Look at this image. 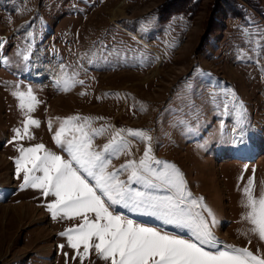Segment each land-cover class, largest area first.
Wrapping results in <instances>:
<instances>
[{"label": "rangeland", "instance_id": "obj_1", "mask_svg": "<svg viewBox=\"0 0 264 264\" xmlns=\"http://www.w3.org/2000/svg\"><path fill=\"white\" fill-rule=\"evenodd\" d=\"M28 88L40 126L17 141L25 117L13 93ZM71 117L105 129L97 151L120 129L147 132L154 158L175 165L214 214L209 250L264 256L242 206L253 175L255 194L264 191V0H0V264H81L60 235L80 221L53 220L45 205L54 198L23 189L15 166L21 146L68 159L53 137ZM126 139L130 153L110 171L138 162L149 145ZM115 211L189 238L156 217ZM84 264L105 262L93 253Z\"/></svg>", "mask_w": 264, "mask_h": 264}, {"label": "snow or ice", "instance_id": "obj_2", "mask_svg": "<svg viewBox=\"0 0 264 264\" xmlns=\"http://www.w3.org/2000/svg\"><path fill=\"white\" fill-rule=\"evenodd\" d=\"M77 82L83 83L73 81V84ZM57 83H64L67 90V80ZM13 95L25 117L23 129H15V139H33L29 129L38 128L40 122L30 113L36 110L39 101L31 88ZM78 121L82 118L62 121L53 137L68 159L48 151L43 144L21 146L17 149L20 155L15 166L16 178L23 174V189L37 190L45 199L54 198L45 205L53 220L80 221L60 235L81 264L93 253L105 264H264V256L247 248L224 245L222 250H209L217 247L214 214L202 198L192 197L175 165L154 158L147 132L120 129L97 151L94 138L102 136L105 129L94 130L87 120ZM126 136L147 141L149 145L138 162L130 160L120 169L110 171L114 158L130 153ZM240 139L236 137L234 142ZM123 173H127V180L120 179ZM134 184L143 190L132 187ZM164 189L170 194H156ZM243 193L242 206L247 209L243 219L252 226L251 232L264 241V191L259 196L255 194L254 175L248 179ZM116 207L187 229L189 238L137 223L117 213ZM59 247L63 249L64 245Z\"/></svg>", "mask_w": 264, "mask_h": 264}, {"label": "trees", "instance_id": "obj_3", "mask_svg": "<svg viewBox=\"0 0 264 264\" xmlns=\"http://www.w3.org/2000/svg\"><path fill=\"white\" fill-rule=\"evenodd\" d=\"M167 10L170 11V12H173V11H174L173 8H170V10H169V8H168ZM172 10H173V11H172ZM161 19L163 20V17H161ZM163 21H166V19H164Z\"/></svg>", "mask_w": 264, "mask_h": 264}]
</instances>
